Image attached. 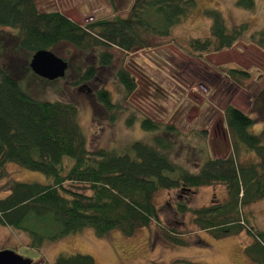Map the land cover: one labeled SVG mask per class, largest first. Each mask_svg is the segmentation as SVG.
Instances as JSON below:
<instances>
[{
  "label": "trees",
  "instance_id": "16d2710c",
  "mask_svg": "<svg viewBox=\"0 0 264 264\" xmlns=\"http://www.w3.org/2000/svg\"><path fill=\"white\" fill-rule=\"evenodd\" d=\"M108 1L113 6L112 0ZM235 6L251 12L255 0H236ZM195 7L193 0H133L125 18L116 16L80 26L59 12H39L35 0H0V28L16 34L17 50L33 55L66 44L95 54L97 66L107 68L113 61L112 49L125 55L148 49L145 39L169 37L171 29ZM203 14L211 21L210 38L192 41L190 48L195 53L230 49L245 32L244 25L228 30L216 10ZM256 40L258 48L264 51V28ZM96 70L94 66L85 69L77 84L93 81ZM24 73L32 74L26 67ZM229 75L246 77L236 71ZM17 76L8 67H0V180L5 176V165L13 164L43 175L50 183L7 182L2 189L7 196L0 199L1 227L27 234L30 248L35 250L85 229H92L97 238L113 231L131 238L139 230L149 229L152 223L160 225L155 205L158 192L178 190L188 197L200 188L221 185L226 191L223 201L195 209L187 203H177L176 214H189L191 225L214 241L245 234L251 242L244 246L243 256L251 264H264V231L255 230L244 213L264 200V145L252 134L249 117L226 107L225 125L234 137L230 154L208 158L196 174H189L172 163L168 156L171 143L163 137L155 138L153 146L134 143L131 155L104 150L89 152L76 107L28 97L21 91ZM115 77L127 97L136 91L135 79L127 70L119 69ZM94 99L114 123L118 107L110 94L100 89L94 93ZM141 129L175 132L173 127H162L147 118ZM242 149L253 154L255 161L240 162ZM64 159L72 161L69 168ZM79 186H84L90 195L73 190ZM160 238L174 248L201 247L200 241L191 243L170 227L160 230ZM54 264L96 263L90 256L76 254L60 255Z\"/></svg>",
  "mask_w": 264,
  "mask_h": 264
},
{
  "label": "rangeland",
  "instance_id": "374dc122",
  "mask_svg": "<svg viewBox=\"0 0 264 264\" xmlns=\"http://www.w3.org/2000/svg\"><path fill=\"white\" fill-rule=\"evenodd\" d=\"M41 13L59 12L80 26L114 17L125 18L133 0H35ZM195 10L173 27L167 38L145 39L146 50L125 55L112 49L113 61L107 68L97 66L96 56L61 44L51 53L67 64L63 79L47 82L31 73L32 54L16 49L15 33L0 28V67H8L18 74L21 91L43 103H65L76 107L78 123L86 139V148L116 155L129 154L134 143L153 146L158 137L168 139L172 163L189 174H196L208 158H224L231 152L233 135L224 119L226 107H233L252 121L251 132L264 145V51L258 48L256 35L264 28V0H255L254 10L243 11L236 0H193ZM216 10L222 15L228 30L244 25L245 32L230 49L195 53L190 48L194 40L210 38L211 21L204 11ZM97 68L96 77L87 84H77L85 69ZM127 70L135 79L136 91L127 97L116 80L119 69ZM230 71L244 73L232 77ZM104 89L118 107L116 120L109 121L107 113L94 99V93ZM171 126L175 132L162 130L145 132L144 119ZM131 120L130 124L128 122ZM255 161L254 155L242 149L240 162ZM68 168L72 161L64 159ZM0 180V199L7 196L2 189L9 181L21 183H50L43 175L23 170L13 164L4 167ZM90 195L84 186L73 188ZM221 185L200 188L188 197L178 190L160 191L155 196L160 225L152 223L149 229L139 230L125 238L113 231L97 238L92 229L69 236L41 249L30 248L25 233L0 226V252H13L29 264H54L60 255H87L96 264H251L242 253L251 240L245 234L214 241L199 232L190 223V215L176 214L177 203H187L190 209L210 206L225 199ZM257 231H264V200L244 211ZM170 227L178 230L191 243L201 242L200 248L170 247L160 238V230Z\"/></svg>",
  "mask_w": 264,
  "mask_h": 264
},
{
  "label": "water",
  "instance_id": "95a60500",
  "mask_svg": "<svg viewBox=\"0 0 264 264\" xmlns=\"http://www.w3.org/2000/svg\"><path fill=\"white\" fill-rule=\"evenodd\" d=\"M29 69L34 76L47 82H53L65 77L67 64L49 51H39L33 54ZM0 264H29V262L13 252L1 251Z\"/></svg>",
  "mask_w": 264,
  "mask_h": 264
}]
</instances>
